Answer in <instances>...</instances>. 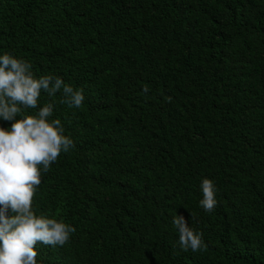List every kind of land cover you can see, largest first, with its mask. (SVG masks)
<instances>
[{
  "label": "trees",
  "instance_id": "16d2710c",
  "mask_svg": "<svg viewBox=\"0 0 264 264\" xmlns=\"http://www.w3.org/2000/svg\"><path fill=\"white\" fill-rule=\"evenodd\" d=\"M5 53L85 96L24 113L54 103L75 143L33 208L76 231L37 264H264V0H0ZM175 215L206 251L181 249Z\"/></svg>",
  "mask_w": 264,
  "mask_h": 264
},
{
  "label": "clouds",
  "instance_id": "9594fccd",
  "mask_svg": "<svg viewBox=\"0 0 264 264\" xmlns=\"http://www.w3.org/2000/svg\"><path fill=\"white\" fill-rule=\"evenodd\" d=\"M143 92L147 94L149 88L145 86ZM42 93L49 98L61 93L59 102L68 108H80L85 101L83 90L74 89L61 77L37 78L30 62L10 53L0 55V119L14 121L10 130L0 128V264H37L38 243L62 247L76 231L63 221L37 216L33 208L43 173L50 170L61 153L75 148L61 120L51 119L54 103L39 107L34 116L24 115L38 108ZM17 116L21 119L17 120ZM200 187V207L207 213L214 212L218 203L214 181L205 178ZM173 225L183 251L207 250L203 234L190 227L184 216L175 215Z\"/></svg>",
  "mask_w": 264,
  "mask_h": 264
}]
</instances>
